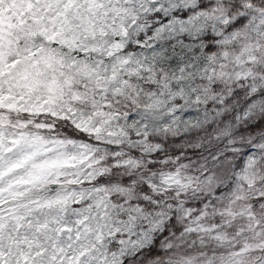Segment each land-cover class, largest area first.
<instances>
[{"label":"snow or ice","instance_id":"snow-or-ice-1","mask_svg":"<svg viewBox=\"0 0 264 264\" xmlns=\"http://www.w3.org/2000/svg\"><path fill=\"white\" fill-rule=\"evenodd\" d=\"M0 264H264V0H0Z\"/></svg>","mask_w":264,"mask_h":264}]
</instances>
